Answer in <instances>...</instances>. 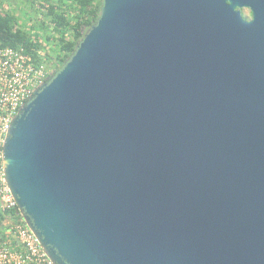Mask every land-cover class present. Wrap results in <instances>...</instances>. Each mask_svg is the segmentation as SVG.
<instances>
[{"label": "water", "instance_id": "obj_1", "mask_svg": "<svg viewBox=\"0 0 264 264\" xmlns=\"http://www.w3.org/2000/svg\"><path fill=\"white\" fill-rule=\"evenodd\" d=\"M4 165L55 264H264V0H103Z\"/></svg>", "mask_w": 264, "mask_h": 264}, {"label": "built area", "instance_id": "obj_2", "mask_svg": "<svg viewBox=\"0 0 264 264\" xmlns=\"http://www.w3.org/2000/svg\"><path fill=\"white\" fill-rule=\"evenodd\" d=\"M52 73L24 47H0V264H55L26 223L4 165V145L15 118Z\"/></svg>", "mask_w": 264, "mask_h": 264}, {"label": "trees", "instance_id": "obj_3", "mask_svg": "<svg viewBox=\"0 0 264 264\" xmlns=\"http://www.w3.org/2000/svg\"><path fill=\"white\" fill-rule=\"evenodd\" d=\"M13 4L16 9L9 10ZM102 5L103 0H0V47L22 46L58 72L96 24Z\"/></svg>", "mask_w": 264, "mask_h": 264}, {"label": "rangeland", "instance_id": "obj_4", "mask_svg": "<svg viewBox=\"0 0 264 264\" xmlns=\"http://www.w3.org/2000/svg\"><path fill=\"white\" fill-rule=\"evenodd\" d=\"M13 1V0H12ZM19 1V0H18ZM10 6V8H9V10H11V9H13V10H15L16 9V6L13 4V5H9ZM23 8L26 10V7H24V6H22L21 8L19 7V12L20 13H22V16H24V13H26V11H22L23 10ZM243 12L245 13V15H249L250 14V11L249 10H243ZM52 71H54V70H52Z\"/></svg>", "mask_w": 264, "mask_h": 264}, {"label": "flooded vegetation", "instance_id": "obj_5", "mask_svg": "<svg viewBox=\"0 0 264 264\" xmlns=\"http://www.w3.org/2000/svg\"><path fill=\"white\" fill-rule=\"evenodd\" d=\"M245 18H246V20H248V21H250L251 19H252V14H251V12H250V14L247 16H244Z\"/></svg>", "mask_w": 264, "mask_h": 264}]
</instances>
